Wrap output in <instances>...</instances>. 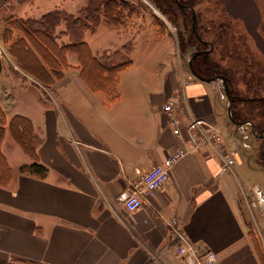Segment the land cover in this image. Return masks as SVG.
I'll return each instance as SVG.
<instances>
[{
	"label": "crops",
	"instance_id": "1",
	"mask_svg": "<svg viewBox=\"0 0 264 264\" xmlns=\"http://www.w3.org/2000/svg\"><path fill=\"white\" fill-rule=\"evenodd\" d=\"M221 2L264 57L260 0ZM80 4L0 0V50L8 45L2 32L10 5L16 17L38 19L55 9L76 14ZM64 29L58 28L60 44L70 41L60 35ZM87 43L98 57L113 50L95 51ZM2 53L0 103L9 119L16 114L31 119L38 159L48 172L45 177L20 172L33 158L7 128L1 151L13 179L0 185V264H185L176 252L175 227L193 243L214 250L220 264H262L241 212L237 172L210 143L190 149L191 116L220 128V120L238 125L230 118L222 80L198 78L189 59L185 65L192 75L187 77L181 55L178 68L158 71L133 62L120 73L119 97L110 101L105 91L88 87L76 54L68 53L70 66L47 97L39 81L24 73L7 50ZM169 101L177 108L180 135L164 110ZM231 148L224 154L241 164ZM181 149L186 152L176 160L170 180L141 208L127 210L118 195Z\"/></svg>",
	"mask_w": 264,
	"mask_h": 264
},
{
	"label": "trees",
	"instance_id": "2",
	"mask_svg": "<svg viewBox=\"0 0 264 264\" xmlns=\"http://www.w3.org/2000/svg\"><path fill=\"white\" fill-rule=\"evenodd\" d=\"M155 1L167 18L179 27L180 52L185 54L190 48L193 54L201 51L192 61L193 71L206 78L220 75L226 77L232 95V123L251 122L259 136L264 137V61L256 56L240 22L228 15L221 1L217 18L208 22L207 26L200 21L201 13L195 8L197 0ZM125 3V0H104L100 7L99 3L95 7L91 3L85 5L79 14L55 9L38 19L8 15L5 18L3 39L18 66L51 92L54 91L52 85L64 78V70L70 66L68 53H74L79 61L80 75L88 87L93 91H105L109 100L115 101L119 97L117 84L120 73L132 65L133 60L125 57L117 60L116 51H106L98 57L93 54L83 35L86 29L95 23L98 25L101 20L109 25L125 26L132 18L138 17L140 11L134 12L133 7L127 14L124 13ZM143 3L141 1L136 5L141 9L144 5L147 6ZM194 15L195 28L192 25ZM157 19L160 30L164 31L165 23L160 18ZM61 25H65V29L61 30L60 35L70 38L69 42L63 44L57 41ZM16 31L21 33L15 34ZM261 31L264 33V22ZM208 49L210 51L206 52ZM2 70L3 60L0 57V77ZM7 128L24 151L33 158L32 162L20 166V172L45 177L48 167L38 159V139L31 119L21 114L9 119L0 103V185L7 186L13 179L12 169L1 151ZM257 160L264 174V143L259 148ZM254 244L260 261L264 264L255 241Z\"/></svg>",
	"mask_w": 264,
	"mask_h": 264
},
{
	"label": "rangeland",
	"instance_id": "3",
	"mask_svg": "<svg viewBox=\"0 0 264 264\" xmlns=\"http://www.w3.org/2000/svg\"><path fill=\"white\" fill-rule=\"evenodd\" d=\"M102 1L104 0H68L70 4L81 2L79 5L80 9L78 6L74 9L75 11L79 9L76 14H79V12H81L80 10L87 4L90 5L93 3V7H95L99 3L100 7ZM125 1L127 4L125 3L124 5V13L126 12L127 14L129 9H132L131 7H133L134 12L140 11L138 17L132 18V15L130 14L132 19L125 26H113L106 24L105 22H102L101 25H96L97 23H95L86 30L85 40L93 46L95 51L113 49L114 51L116 50L115 57L117 60H123L124 57L130 58L133 59L136 67H148L151 70L156 68V71L170 68L171 66L173 68H178L179 56L181 55L183 58L182 60L185 62H183V66L185 67L184 70L187 77L191 76V70L189 71V68H187L189 66L186 65L187 60H190L192 57L193 51H191L192 49L190 48L185 54L180 52L178 42L179 27L175 26L167 18L160 9L157 1ZM141 1L147 4V6L144 5V7H141L140 9V6L136 4ZM197 1L198 3L195 8L201 13L202 19L200 21L207 26L208 22L215 19V17L217 18L219 10L221 9L219 3L221 0ZM260 2L263 5L264 12V0H260ZM13 8L14 6L10 5V8L5 10L6 17L8 15H16L13 13ZM92 14L94 13L92 12ZM157 17L165 23L164 31L160 30L159 19H157ZM5 20L6 19H4L3 30H5L6 26ZM179 21L183 22L182 19ZM123 44H126V46L122 48ZM5 49L9 52L8 46L7 48L5 47ZM5 49H1L2 52H4L2 53L3 55L6 53ZM252 49L255 54H257L256 56L260 59L263 58L264 61V57L259 51L257 50V52L253 47ZM9 55L11 54L9 53ZM44 91V94L47 97H51L50 91L52 90L44 87ZM249 94H252V92H249ZM221 111L223 115L228 116L227 112L225 113L226 108H222ZM220 126L223 130L222 134L225 147L228 145L230 147L231 145V149L234 152H237L243 161L241 164H235L236 160H233L231 168H234L240 178V180L237 179V181H235V184L238 192L242 196V215L248 225L247 228H251L252 230H250V232L253 242H256V245L259 248V253L264 261V174L257 160L259 148L261 144L264 143V137L259 136V133H257L256 130H253V126L250 123L238 124L235 127L233 125H227L224 120H220ZM229 147L226 148L229 149ZM232 155H229V157L232 158ZM226 169L230 170L228 168ZM242 189H245V191ZM258 190L262 191L263 197L259 194ZM244 192H246V195Z\"/></svg>",
	"mask_w": 264,
	"mask_h": 264
},
{
	"label": "built area",
	"instance_id": "4",
	"mask_svg": "<svg viewBox=\"0 0 264 264\" xmlns=\"http://www.w3.org/2000/svg\"><path fill=\"white\" fill-rule=\"evenodd\" d=\"M0 51L2 52V50ZM176 109L173 101H169L168 104L164 106V110L172 117L171 124L175 127L174 132L180 135L181 121L175 114ZM188 129L191 132L189 144L192 148L190 149H198L210 143L222 154L225 165L229 168L232 167L233 159L224 154L226 147L223 142V132L217 124H213L202 117L191 116ZM185 152L186 150L181 149L176 154L167 157L163 162L155 165L142 176L139 182L132 183L129 188L121 192L117 197L118 200L122 202L129 211H136L141 208L145 199L154 195L158 189L170 180L171 170L176 160ZM258 191L262 196V191ZM174 232L175 237L178 238L179 241L176 245L177 255L184 259L185 264H220L218 255L214 250L207 247H200L196 243H193L178 227L174 228Z\"/></svg>",
	"mask_w": 264,
	"mask_h": 264
},
{
	"label": "water",
	"instance_id": "5",
	"mask_svg": "<svg viewBox=\"0 0 264 264\" xmlns=\"http://www.w3.org/2000/svg\"><path fill=\"white\" fill-rule=\"evenodd\" d=\"M195 20H196V15H194V21H193V26L195 28ZM210 50H206V52H209ZM201 51H197V52H194L192 58L189 60V66H190V69L192 71V73L197 76L198 78L202 79V80H207V81H213V80H216V79H220L222 80L223 82V85H224V90H225V93H226V96L228 98V102H229V115H230V118H232V106H231V100H232V95L230 93V90H229V85H228V82H227V79L225 76L223 75H220V76H216V77H213V78H206V77H202L198 74H196L194 71H193V68H192V61L194 59V57L200 53ZM246 123H250L252 126H253V130H255V127L254 125L251 123V122H246ZM255 132V131H254Z\"/></svg>",
	"mask_w": 264,
	"mask_h": 264
},
{
	"label": "flooded vegetation",
	"instance_id": "6",
	"mask_svg": "<svg viewBox=\"0 0 264 264\" xmlns=\"http://www.w3.org/2000/svg\"><path fill=\"white\" fill-rule=\"evenodd\" d=\"M191 59V58H190Z\"/></svg>",
	"mask_w": 264,
	"mask_h": 264
}]
</instances>
